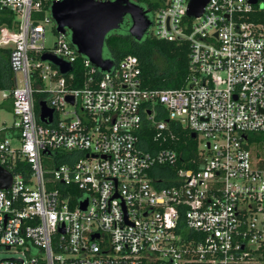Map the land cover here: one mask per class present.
<instances>
[{"label": "built area", "instance_id": "built-area-1", "mask_svg": "<svg viewBox=\"0 0 264 264\" xmlns=\"http://www.w3.org/2000/svg\"><path fill=\"white\" fill-rule=\"evenodd\" d=\"M60 1L0 0L15 16L0 27L13 116L0 125V250L22 255L0 264H264V0H209L198 18L190 0H158L146 36L189 47L175 89L145 87L133 55L103 72L56 30L46 51ZM177 131L196 135L192 157L172 148Z\"/></svg>", "mask_w": 264, "mask_h": 264}, {"label": "water", "instance_id": "water-1", "mask_svg": "<svg viewBox=\"0 0 264 264\" xmlns=\"http://www.w3.org/2000/svg\"><path fill=\"white\" fill-rule=\"evenodd\" d=\"M251 1L256 2V0ZM208 2L209 0H190L188 16L200 17ZM50 15L56 32L68 37L77 54L88 59L93 66L103 72L109 71L113 66V60L103 56L106 36L119 30L124 18L128 17L130 21L128 35L136 42H141L147 35L152 19L151 14L131 0L106 2L62 0L52 4ZM41 61L49 62L61 75H67L72 71L70 64L51 54H43ZM68 101H71V98H68ZM38 105L39 120L43 123L51 122L53 110L48 109L44 101H40ZM195 137V134H191L192 139ZM10 181L11 176L0 169V188H8ZM81 207L84 209L86 202Z\"/></svg>", "mask_w": 264, "mask_h": 264}, {"label": "trees", "instance_id": "trees-1", "mask_svg": "<svg viewBox=\"0 0 264 264\" xmlns=\"http://www.w3.org/2000/svg\"><path fill=\"white\" fill-rule=\"evenodd\" d=\"M131 1L150 14L158 8V3H151L149 0ZM14 21L13 13L0 11V27L5 25L11 28L14 26ZM129 25L130 21L128 17H125L120 29L106 36L103 56L112 59L114 64L129 55L138 57L141 62L144 86L147 88L175 89L181 87L189 71L188 44L157 40L151 36H145L141 42H136L128 35ZM7 57L8 50H0V88L7 87L5 82H9V78L5 82L2 81L4 74L1 73V70L6 69ZM81 68L82 58L79 57L73 71L79 78L82 73ZM80 80L81 78L78 79ZM42 98L44 95L37 96V100ZM175 134L177 141L172 148L192 157L197 150V140L191 138L189 131H177ZM146 135L151 136V132Z\"/></svg>", "mask_w": 264, "mask_h": 264}, {"label": "rangeland", "instance_id": "rangeland-1", "mask_svg": "<svg viewBox=\"0 0 264 264\" xmlns=\"http://www.w3.org/2000/svg\"><path fill=\"white\" fill-rule=\"evenodd\" d=\"M149 2L158 3V6L160 5L158 0H149ZM42 25L45 28V40H44L45 48H46V51H50L53 48L54 44L56 43V35L54 33V24L53 23H50V24L42 23ZM152 30L156 31L157 27L153 26ZM144 47L148 48V46H144ZM18 78L20 79V76H18ZM35 99L37 100V96H35ZM12 121H13V116L11 112L4 110V109H0V125L2 124V122H6V124H10ZM9 258H14V259L22 258V255L20 251L16 249H13L9 252H6L5 250H0V259H9Z\"/></svg>", "mask_w": 264, "mask_h": 264}, {"label": "crops", "instance_id": "crops-1", "mask_svg": "<svg viewBox=\"0 0 264 264\" xmlns=\"http://www.w3.org/2000/svg\"><path fill=\"white\" fill-rule=\"evenodd\" d=\"M0 109L10 111V104L8 102H4L0 105Z\"/></svg>", "mask_w": 264, "mask_h": 264}]
</instances>
